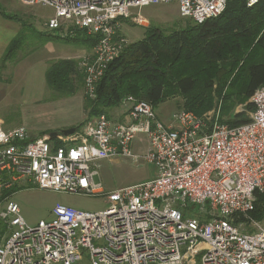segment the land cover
<instances>
[{
	"label": "built area",
	"instance_id": "2783aa9c",
	"mask_svg": "<svg viewBox=\"0 0 264 264\" xmlns=\"http://www.w3.org/2000/svg\"><path fill=\"white\" fill-rule=\"evenodd\" d=\"M54 8L47 32L85 30L96 38L81 59L86 94L129 41L122 25L149 26L144 7L176 2L194 23L220 15L228 0H21ZM260 0H247L253 6ZM250 121L231 126L179 109L164 122L152 103L129 95L127 122L101 114L61 136H33L25 126L0 127V219L9 234L0 264H264V225L245 232L236 219L255 209L264 191V86L250 98ZM209 120V121H208ZM143 134V155L156 168L149 180L106 191L97 163L114 156L138 160L132 143ZM26 181L76 194L106 195L109 207L89 212L57 204L51 220L29 225L11 194ZM192 209L185 216V211ZM197 212V213H195ZM195 214V215H194ZM246 222V221H245Z\"/></svg>",
	"mask_w": 264,
	"mask_h": 264
},
{
	"label": "trees",
	"instance_id": "16d2710c",
	"mask_svg": "<svg viewBox=\"0 0 264 264\" xmlns=\"http://www.w3.org/2000/svg\"><path fill=\"white\" fill-rule=\"evenodd\" d=\"M20 32L2 57L1 71L19 49ZM61 37L84 44L89 50L96 44V38L81 29ZM255 49L259 50L256 55ZM80 62L76 58L51 61L45 73L47 85L61 96L75 95L85 85ZM261 86H264V0L253 6H248L247 0H228L220 15L203 23L191 21L186 27L168 33L151 26L143 39L129 43L97 82L96 97L85 94L88 117L78 127L101 114L112 118L113 110L129 95L152 103L154 108L178 96L182 99L179 109L202 116L213 108L214 92L224 100L229 115L222 122L236 126L250 121L247 112L255 108L250 98ZM244 103L245 111H233ZM191 210L185 211V216ZM249 215L255 219L264 217V191L257 193L255 209ZM243 220L245 217L240 215L236 223ZM9 232L0 219V243Z\"/></svg>",
	"mask_w": 264,
	"mask_h": 264
},
{
	"label": "rangeland",
	"instance_id": "374dc122",
	"mask_svg": "<svg viewBox=\"0 0 264 264\" xmlns=\"http://www.w3.org/2000/svg\"><path fill=\"white\" fill-rule=\"evenodd\" d=\"M141 12L148 19L149 26H141L129 20L122 25V33L126 35L129 43L143 39L146 29L151 26L168 33L174 29L186 27L191 22L180 16L176 2L147 6ZM54 15L55 10L50 6L27 5L21 0H0V33L5 37L11 36L10 40L6 41V49L16 36L13 32H6L8 27L5 22L9 19L8 17L10 16L17 25L21 26V32L18 35L19 49L1 72L0 117L15 126H25L30 133H32L30 126L35 128L33 131L35 136L43 135L44 132L50 135L52 132L62 131L69 125L70 120H72L70 125L78 126L88 117V109L85 106V85L75 95L61 96L46 83L45 73L51 61L67 57L81 60L93 52V49L89 50L84 44L64 39L58 30L47 32L45 23ZM258 51L255 49L254 55ZM238 80L239 78L236 83ZM180 102L182 99L176 96L160 103L155 110L164 122L169 123L173 114L179 110ZM223 104L224 100L214 92L213 108L202 116L205 115L207 118L220 122L222 119L227 120L229 115L226 114ZM245 110L246 103L238 104L233 111ZM118 113L113 111L112 118L117 120ZM247 115L250 117L251 112L248 111ZM132 148L135 154L141 156L138 160L119 155L97 163V181L103 184L106 191L146 181L156 175L155 166L143 157L148 149L146 136L140 134L133 141ZM13 188L14 190L10 191ZM11 189H8L3 196L12 195L11 199L18 203L21 215L31 226L37 225L41 220H51L53 209L57 204L89 212H99L109 207L107 197L103 194L56 191L26 181L19 182ZM3 204L4 201L0 208ZM243 217L245 220L238 223L242 231H255L256 225L254 222H249V219L253 217L249 213L243 214ZM255 220L256 223L264 225V217ZM200 258V255L196 257L197 264L200 263Z\"/></svg>",
	"mask_w": 264,
	"mask_h": 264
},
{
	"label": "crops",
	"instance_id": "0c3cea01",
	"mask_svg": "<svg viewBox=\"0 0 264 264\" xmlns=\"http://www.w3.org/2000/svg\"><path fill=\"white\" fill-rule=\"evenodd\" d=\"M9 18V17H8ZM5 19H7V18H5ZM6 24H7V29H6V32H13V33H15L16 35L20 32V29H21V26H19V25H17V23H16V21H14V20H12V18L10 19H8L7 20V22H5ZM4 31V30H3ZM19 31V32H18ZM18 32V33H17ZM10 35H8V36H2V33H0V71H1V61H2V57H3V55H4V52H5V49H6V41L7 40H10ZM67 58H70V57H67ZM2 72V71H1ZM0 80H2V79H0ZM1 90H2V87L0 86V92H1ZM1 95V94H0ZM43 100V99H42ZM121 107V109H119ZM113 111H117V112H119L118 113V118H117V120H120V121H122V122H127L128 121V117L126 116V113H125V108L122 106V105H120L118 108H116V109H114ZM93 118H95V117H93ZM93 118H91V119H93ZM90 119V120H91ZM71 121L72 120H70L69 121V125H67L66 126V128H76V127H78V126H75V124H71L70 125V123H71ZM85 121V120H84ZM83 121V122H84ZM81 124V123H80ZM28 126H30V125H28ZM0 127L1 128H4V129H10V128H14V127H17V126H15V125H13L10 121H8V120H5V119H3V117H0ZM65 128V127H64ZM30 130H32L31 132V134L33 135L34 133H33V131L35 130V128H33V127H31L30 126ZM59 132H61V131H59ZM43 134H46V132H44ZM64 134H60L58 137H52V142L54 143V144H57L54 140L55 139H57L58 141H60L61 142V136H63ZM33 136H35V135H33Z\"/></svg>",
	"mask_w": 264,
	"mask_h": 264
},
{
	"label": "water",
	"instance_id": "95a60500",
	"mask_svg": "<svg viewBox=\"0 0 264 264\" xmlns=\"http://www.w3.org/2000/svg\"><path fill=\"white\" fill-rule=\"evenodd\" d=\"M75 130L76 128H66V129H63L61 132H52L50 134V137H58L60 134L69 135V134L74 133Z\"/></svg>",
	"mask_w": 264,
	"mask_h": 264
}]
</instances>
